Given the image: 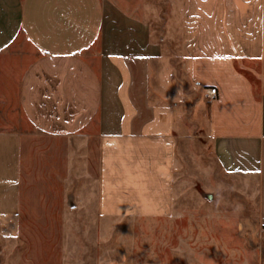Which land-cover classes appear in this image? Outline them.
I'll return each instance as SVG.
<instances>
[{
	"label": "crops",
	"instance_id": "1",
	"mask_svg": "<svg viewBox=\"0 0 264 264\" xmlns=\"http://www.w3.org/2000/svg\"><path fill=\"white\" fill-rule=\"evenodd\" d=\"M178 2V54L208 101L211 152L224 171L258 179L257 220L264 227V97L255 96L249 78L255 74L264 83V0ZM106 14L102 0H0V144L10 138L14 112L18 123L22 117L51 137L95 132L97 215L132 226L168 227L163 235L178 237L177 247L166 253L173 264H212L207 261L212 253H197L183 239L190 230L170 228L198 220L172 217L176 148L183 135L177 109L150 89L154 45L146 38L148 29L146 44L138 47L118 37L115 11L107 26ZM128 27L126 35L135 32ZM18 38L35 52L28 62L20 54L12 57ZM210 88L216 90L213 99L205 94ZM4 195L0 186V238L15 241L20 212ZM199 222L224 224L212 218ZM13 257V264H21ZM61 264L85 261L79 254ZM253 264H264V253H254Z\"/></svg>",
	"mask_w": 264,
	"mask_h": 264
},
{
	"label": "rangeland",
	"instance_id": "2",
	"mask_svg": "<svg viewBox=\"0 0 264 264\" xmlns=\"http://www.w3.org/2000/svg\"><path fill=\"white\" fill-rule=\"evenodd\" d=\"M102 1L106 26L115 11L118 37L123 41L131 40L138 47L146 44L144 30L148 29L146 38L154 45L150 49L151 92L179 113L183 139L176 148L172 217L198 222L170 228L190 230L183 239L197 253H212L207 259L212 264H253V254L264 253V227L257 220L258 179L224 171L211 152L206 138L208 101L202 100L178 54V0ZM126 13L133 18H127ZM127 26L135 32L126 35ZM10 51L18 52L12 57L20 54L21 62L35 56L22 38ZM249 78L255 96L264 97V83L255 74ZM13 117L14 127L7 129L10 140L0 144V186L6 203L12 201L18 207L20 235L15 241L0 238V264H13V256L21 264H61L79 254L85 264H173L166 253L177 247L178 237L163 235V228L168 227L105 221L94 210L95 132L51 137L35 131L22 117L18 123L15 112ZM210 218L222 219L224 224H199V220Z\"/></svg>",
	"mask_w": 264,
	"mask_h": 264
},
{
	"label": "built area",
	"instance_id": "3",
	"mask_svg": "<svg viewBox=\"0 0 264 264\" xmlns=\"http://www.w3.org/2000/svg\"><path fill=\"white\" fill-rule=\"evenodd\" d=\"M205 94H206L207 98L213 99L215 97V95H216V90L212 89V88L207 89L205 91ZM261 231L264 232V229H262Z\"/></svg>",
	"mask_w": 264,
	"mask_h": 264
}]
</instances>
